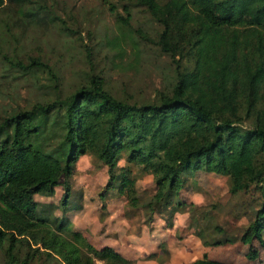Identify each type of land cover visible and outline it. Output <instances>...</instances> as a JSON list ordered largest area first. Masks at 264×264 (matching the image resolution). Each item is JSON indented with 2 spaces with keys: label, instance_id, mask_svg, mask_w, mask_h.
Segmentation results:
<instances>
[{
  "label": "trees",
  "instance_id": "1",
  "mask_svg": "<svg viewBox=\"0 0 264 264\" xmlns=\"http://www.w3.org/2000/svg\"><path fill=\"white\" fill-rule=\"evenodd\" d=\"M134 2L162 27L155 45L173 63L175 80L153 100L136 102L114 97L100 77L91 76L87 84L62 98L36 103L0 120L4 264L133 262L108 246L95 249L66 216L69 187L65 179L83 155H91L106 167L104 192L134 193L136 178L131 167H140L154 184L146 205L160 203L174 212L184 206L178 193L187 173L226 176L230 194L257 192L258 206L248 233L239 238L195 235L204 246L237 239L248 245L245 257L249 261L258 257L250 245L254 240L264 254V0ZM24 5L25 0H0L4 16L8 20L16 16L15 22L35 16ZM124 14L118 17L121 26L130 19L127 8ZM31 64L46 67L53 78L44 64L32 59ZM58 185L63 188L60 207L64 216H50L38 210L33 196L51 197ZM104 192L97 197L102 203ZM130 200L135 202L134 197ZM214 231L223 233L216 226ZM162 251L166 252L163 245ZM185 264L228 263L203 253Z\"/></svg>",
  "mask_w": 264,
  "mask_h": 264
},
{
  "label": "rangeland",
  "instance_id": "2",
  "mask_svg": "<svg viewBox=\"0 0 264 264\" xmlns=\"http://www.w3.org/2000/svg\"><path fill=\"white\" fill-rule=\"evenodd\" d=\"M23 8L34 11L35 16H23L15 22L16 16H11L14 21L8 20L0 10V120L36 103L62 98L87 84L91 76L100 77L114 97L136 102L151 101L159 92L171 88L174 65L155 45L162 27L134 0H25ZM124 8L129 10L130 19L128 25L121 26L118 17L125 15ZM31 59L47 66L53 78L46 67L28 65ZM182 64L189 66L184 60ZM139 169L131 167L136 191L126 190L119 196L115 189L103 191L106 167L91 155L81 156L73 174L65 179L69 187L66 212L71 205L78 206L80 195L94 199L104 192V198H111L110 206L122 202L119 209L132 223L162 230L164 237L169 238L167 244L176 252L178 245L173 247V242L179 243L198 232L207 239L239 238L249 232L248 224L258 206L257 192L230 194L226 176L202 171L187 173L178 193L184 206L174 212L160 203L146 205L151 201L154 184L151 176ZM62 193L63 188L58 185L49 200L39 195L33 198L38 210H46L50 216H64L60 207ZM133 197L135 202L131 204ZM103 210L100 206L98 212ZM215 226L223 233H216ZM162 245V253L154 258L158 264L169 256L163 253ZM250 245L258 251L254 261L246 259L248 245L237 239L231 244L209 246L207 257L228 264H264V254L256 241ZM183 253L177 254L178 263L196 258ZM0 264H4L1 248ZM31 264L40 262L33 260Z\"/></svg>",
  "mask_w": 264,
  "mask_h": 264
},
{
  "label": "crops",
  "instance_id": "3",
  "mask_svg": "<svg viewBox=\"0 0 264 264\" xmlns=\"http://www.w3.org/2000/svg\"><path fill=\"white\" fill-rule=\"evenodd\" d=\"M56 187L58 186H55L54 189ZM47 198L49 200L50 197ZM110 199H106L103 203L104 210L101 219L96 217L99 213L98 209L102 205L101 201L98 198H89L86 194L81 195L79 209L72 206L66 212L72 227L78 230L95 249L108 246L122 257L132 260L131 264H158L156 260L148 259L147 256L150 254L160 255L162 252L158 245L161 242L164 243V249L169 254L168 260L162 264H182L178 263L177 254L184 251V255L188 254V256H196V258H200L203 253L208 255L207 248L209 246H204L196 235H189L187 239H183L179 243L173 242L172 246L178 245L175 248L179 250L177 252L171 250L167 244L169 238L164 237L162 230L148 229L144 224L132 223L128 216H124L123 210L119 209V206L123 205L122 202L110 206ZM184 244L188 246L183 247ZM190 261L192 260L187 262Z\"/></svg>",
  "mask_w": 264,
  "mask_h": 264
}]
</instances>
